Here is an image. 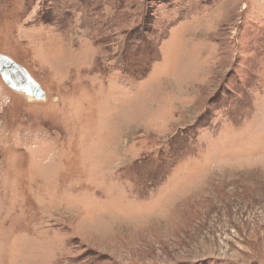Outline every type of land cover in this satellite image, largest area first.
Returning a JSON list of instances; mask_svg holds the SVG:
<instances>
[{
  "label": "rangeland",
  "instance_id": "374dc122",
  "mask_svg": "<svg viewBox=\"0 0 264 264\" xmlns=\"http://www.w3.org/2000/svg\"><path fill=\"white\" fill-rule=\"evenodd\" d=\"M0 264H264V0H0Z\"/></svg>",
  "mask_w": 264,
  "mask_h": 264
},
{
  "label": "water",
  "instance_id": "95a60500",
  "mask_svg": "<svg viewBox=\"0 0 264 264\" xmlns=\"http://www.w3.org/2000/svg\"><path fill=\"white\" fill-rule=\"evenodd\" d=\"M0 73L3 80L16 91H22L36 99L46 96L41 85L22 65L2 53H0Z\"/></svg>",
  "mask_w": 264,
  "mask_h": 264
}]
</instances>
